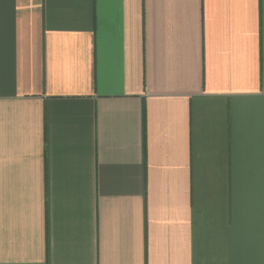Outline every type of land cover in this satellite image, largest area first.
Returning <instances> with one entry per match:
<instances>
[{
    "label": "crops",
    "instance_id": "1",
    "mask_svg": "<svg viewBox=\"0 0 264 264\" xmlns=\"http://www.w3.org/2000/svg\"><path fill=\"white\" fill-rule=\"evenodd\" d=\"M0 264H264V0H0Z\"/></svg>",
    "mask_w": 264,
    "mask_h": 264
}]
</instances>
